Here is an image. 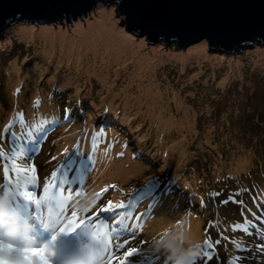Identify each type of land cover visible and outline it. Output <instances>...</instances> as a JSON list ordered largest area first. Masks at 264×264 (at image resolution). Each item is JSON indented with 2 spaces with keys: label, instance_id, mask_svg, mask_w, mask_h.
<instances>
[{
  "label": "rangeland",
  "instance_id": "obj_1",
  "mask_svg": "<svg viewBox=\"0 0 264 264\" xmlns=\"http://www.w3.org/2000/svg\"><path fill=\"white\" fill-rule=\"evenodd\" d=\"M100 4L102 3H97L84 17L86 19L91 16L90 19L83 24L76 23L71 29L53 24L27 23H22L16 28H6L0 35V113L8 112L11 107L10 115L14 112L19 117L18 107L22 112L30 111L33 101L41 96L53 107L55 117L48 121L44 119L45 123L39 121L32 127L29 133L31 134L37 131V126L42 128L50 121H55L64 107L60 108L61 102H69L67 98L71 96L88 93L87 98L92 101L90 106H98L96 109H99L103 99L105 106L108 105L109 96L100 91V84L95 77L99 75L98 72H108L109 76L105 74L103 82L112 84L113 107L119 111H115L112 125H118L123 133L117 137L115 132L114 134L108 130L95 129L96 138L93 145L99 147L105 162L100 160V157H93L91 161L95 166L89 170L94 179L106 183L111 180V184H116L117 191L111 188L112 190L105 192V204L109 201L130 199L137 206L144 199L140 204L144 205L155 192L163 188L165 193L156 198L157 202L153 207L156 220L149 236L155 231L158 236L166 228L181 225L183 234L176 259L181 262L200 255V246L206 238L210 241L220 239L222 243L216 260V264H219L232 245L226 239L233 233L232 224H239L241 216L247 217L246 210L255 215V218H252L254 227L255 221L264 216V209L260 206L261 201L264 202V46L255 43L240 53L224 54L199 42L186 48L150 42L146 45L129 38L124 31L115 27V32L127 37L134 48L122 45L118 34L109 36L111 42L99 40L92 49L86 50L82 34L86 29L92 28L90 26L93 22L107 18L115 26L109 12L97 9ZM96 9L97 12L92 14ZM43 31L51 34L63 33L65 37V41L59 36V39L53 42L54 54L49 58L43 53L50 47L45 41ZM128 34L135 35L131 32ZM136 38L142 37L137 35ZM69 44L74 46L73 52L66 54L64 51ZM139 44L143 45L140 51L136 49ZM194 49L201 50L202 57L191 58L183 67L180 62L170 58L174 54H188ZM85 50L86 58H79L78 55H85ZM148 52L151 57L163 56L167 59L166 56H169L172 63L153 65L149 58L145 61L144 55ZM83 61L89 69H94L95 77L89 76L84 67H79ZM58 76L59 79L70 80V86L60 85L66 91L72 89L65 96L54 93L60 88V82L56 80ZM149 80L160 89V107L157 110H162L165 117L170 116L174 120V125L168 130L163 126L160 128L159 122L154 118L155 114L149 110L154 107L147 104L143 98L137 97V91L132 98L124 93L127 89L132 91V86L135 85H141V90L150 87ZM14 86H21L19 95L15 94ZM136 98L140 100L137 101ZM39 101L44 105V101ZM34 107L38 106L35 104ZM30 115H37V112ZM95 119L93 113L91 119L86 120L87 125ZM119 119L124 125L119 124ZM81 120L82 118H79L78 122L74 121L75 125L71 129H77ZM102 122L103 120L97 121L95 126H100ZM63 129L60 130L61 133ZM19 135L28 136L26 133ZM44 147L40 148L39 156L28 164L23 163V156L21 160L14 161L18 167L28 168L29 173L37 178L39 175L41 179L37 192L42 209L38 214L53 215L52 235L55 237L56 246L70 233L61 231L66 222V214H61L44 197V188L52 185L51 169L54 170L60 160L58 157L53 163L47 162L46 155H50L51 160L56 157V148L49 143L44 144ZM134 149H138L142 156L149 154V157L137 159L131 151ZM32 164L39 171L36 169V172H32ZM117 165L122 166L124 170H130V173L113 180ZM136 165L140 172L132 169ZM89 172L85 173L84 178ZM86 188L87 185H83L82 191L78 192L80 195L74 194L72 198L83 199L82 203L85 204L86 195L100 192L84 191ZM138 191L140 192L136 195ZM49 192L56 193L55 188H51V191L49 189ZM5 193L13 192L6 187ZM256 195L259 201L255 198ZM224 200L230 202L224 204ZM236 200L243 201V204L236 203ZM3 203L5 201L0 204ZM82 212V207H77L73 215ZM164 219H167L168 226L162 228ZM194 222L199 223L196 230ZM43 226L47 224L44 223ZM243 226L240 224L241 228ZM246 238L249 241L256 240L255 236ZM17 243L19 241L13 243L11 252L6 251L5 244H0V264H4L6 259L19 260L20 264H47L45 253H36L33 260H30L33 251ZM145 249V245L141 247V251ZM24 252H30V255L27 259H20V254ZM87 253L88 249L84 247L71 246L70 250H59L57 255L67 257L70 254H79L80 258L75 264H85ZM104 255L96 254L92 260L103 264L101 257ZM176 260L172 264H175ZM252 264H259L258 256Z\"/></svg>",
  "mask_w": 264,
  "mask_h": 264
},
{
  "label": "snow or ice",
  "instance_id": "obj_2",
  "mask_svg": "<svg viewBox=\"0 0 264 264\" xmlns=\"http://www.w3.org/2000/svg\"><path fill=\"white\" fill-rule=\"evenodd\" d=\"M41 0H31V5H35ZM47 4L46 11L56 12L58 11L57 5L59 0H43ZM129 0H112L108 5L100 4L97 9L105 10L111 14V19L113 20L115 27L124 31L129 38L136 40L138 43H144L149 45V37L155 35L156 39L163 45L169 46H180L184 40L196 39L199 43H207L210 48H217L223 45L227 48H234L236 50H243L245 47H250L252 44L259 43L264 46V0H259L261 5L258 12L255 9V0H235L234 7L236 11H231L227 13H211V14H160L149 11H142L141 9L152 7L151 4L145 2V0H136V7L138 11L134 16V21L138 25L135 30L136 35H129L126 29L129 27L130 19L129 15H119L118 9L126 6ZM94 11L92 14L97 12ZM39 19V17H36ZM81 17L79 20L74 19V14L68 10H59V15L56 20L59 23L49 21L54 26L59 25L62 28L71 29L76 23L83 24L87 19ZM32 17L25 13H20L19 19H17V13H12V22L10 27L16 28L18 25L24 23L25 21H31ZM6 17H0V35L3 33L4 21ZM123 25V26H121ZM139 35L142 38L137 39L136 36ZM21 89H16V95L19 94ZM37 106L41 103L39 100L34 102ZM64 117L66 122H71V110L63 109ZM41 123H45L41 120ZM12 125L7 126V130L10 131ZM59 125L53 121L52 130ZM49 129L47 127L40 130V134L31 133L27 137H18L15 133L12 135V149L9 150V162L10 166L5 167L0 165V184H7L12 181L11 173L15 172L17 178H19L18 173L24 171L28 172V168H20L17 163L12 159L16 152L20 149L23 150L25 159L24 164L29 162V153L38 152L41 148V141H44L47 137ZM63 155L65 156L64 161H62L59 174L57 171L52 173V178L57 180L56 185H49V187H58L60 189V194L53 192L49 194V187L44 188V197L47 198V202L55 207L59 201L64 198V193L68 192V199L72 198L73 191L66 188V185L76 184L78 181L83 182L85 173L89 170L90 160L86 159L79 150L70 154L67 148L64 149ZM31 171L36 172L35 165H31ZM71 177L69 178V175ZM58 175H62L64 179H58ZM16 178V179H17ZM25 178H28L25 176ZM35 179V178H34ZM29 189L31 185H26ZM114 187V186H113ZM108 189L104 188L99 193L96 194L97 200L96 205L91 212L87 214L83 219L79 215H72L71 210H69L68 215L72 219H66L64 226L61 228L62 232L74 233L79 229L85 227V223L90 222L92 225H98L100 230L105 234L109 235L114 241H118L113 244V252L117 248L123 252L122 258L119 260V264H129L130 257L141 256V248L133 247L131 240L135 239V228L133 224L130 223L133 213L131 211H125L126 208H134L136 205L129 202L128 205L121 202L114 204L109 201L105 206H101L99 201L103 194L107 192ZM75 195L79 196L80 193L76 192ZM219 195V193H217ZM147 195L145 199H147ZM29 199H32L30 196ZM230 200H224L222 203L227 204ZM238 204H243V201L236 200ZM37 206L41 205V199H35ZM264 209V204L261 205ZM153 210V205L148 206V211L151 213ZM101 213H115L113 221L115 223L111 224L109 227V222L105 227V221L101 218ZM120 218L117 219L116 216ZM141 217L136 216L135 219L139 221ZM241 224L244 225L243 228L240 224L234 223L232 225L233 236H228L226 239L233 243V248L230 251L236 253L235 258H229L228 264H252V261L258 256L259 264H264V216H260L259 220L255 221V227L252 226L251 221H245L241 218ZM131 233V237L128 235ZM255 236V241H249L246 237ZM239 237V239H237ZM55 239V237H53ZM222 241L217 239L215 241H210L205 239L203 244H201V254L195 258L194 264H216L217 257L219 256V246ZM122 245V247H120ZM6 251L11 252L13 249H7ZM35 251H42L37 249ZM215 252V255H214ZM247 253V254H246ZM30 252H24L20 254V259H27ZM142 257V256H141ZM144 264H151V258L142 257ZM4 264H20L19 260H8L6 259ZM107 264H114L113 260H108ZM223 264V260H221Z\"/></svg>",
  "mask_w": 264,
  "mask_h": 264
},
{
  "label": "bare ground",
  "instance_id": "obj_3",
  "mask_svg": "<svg viewBox=\"0 0 264 264\" xmlns=\"http://www.w3.org/2000/svg\"><path fill=\"white\" fill-rule=\"evenodd\" d=\"M79 20V19H77ZM106 22H105V21ZM104 20H100V21H95L91 24L90 27H92L91 29H86V32H84L82 35V39L83 41L86 43V50L88 48L92 49L94 47V44L99 41V40H106L107 42H111L109 38V36H116L118 35L117 32H115V26L111 24V22L108 21V19H104ZM109 22V24H108ZM77 31H78V28H77ZM91 32H95V34L91 33ZM49 34L48 36L46 34ZM31 34V32L29 33ZM28 34V35H29ZM43 34L45 36V41L50 45V47L46 48L45 51H43L44 53V56L46 57H50L51 55H53V50L55 49V47L52 49V46L55 44L53 43L55 40L59 39V36H61V38L63 39V41H65V37H64V34L63 33H58V34H51L50 32L48 31H43ZM120 38H119V41L122 43V45H124L125 47H131V48H134L131 41L129 39H127V37H124L123 35L119 34ZM138 39V38H137ZM61 44V43H60ZM68 48H66V54H71L73 52V48L74 46L72 45H67ZM137 50L140 51L142 50L143 48V45L142 44H139L136 46ZM52 50V51H51ZM85 50V55L84 54H81V55H78L79 58H86V55H87V51ZM198 49H194L192 50L191 52H189L188 54H174L172 56H170V58L176 60L177 62H180V64L183 66L186 65L187 61L190 60L191 58H195V57H202V55L200 54L201 50L197 51ZM143 53V52H141ZM154 50L152 51V54H154ZM78 54V51H76V55ZM193 56V57H192ZM144 58H145V61L150 60V62L153 63V65H163L164 62H170L172 63V60L169 58V56H166L167 59H165L163 56H159V57H151L149 55V52L146 53L144 55ZM200 59V58H197V60ZM198 64H200V62H198ZM82 66L86 69V72L89 76H93L94 74V69H89L87 67V65H85L84 61L81 62L79 64V67ZM99 75L98 76H93L95 77L99 84H100V91L101 92H106L107 95L109 96V99L107 100V103H108V109L113 112L114 111V107H113V98L111 96V88H112V84L110 83H104L103 80L106 78V76L108 77L109 76V73L108 72H105V73H100L98 72ZM106 74V76H105ZM56 80H58L60 82V85L61 87H66V86H70V80H67V79H59V76L56 78ZM149 82L151 83V86L150 87H146L144 89L141 90V85H135V86H132V91L127 89L126 91H124V93L129 97V98H132V97H135V91H137V97L139 98H143L145 100V102L149 105L152 104V106L154 107V109H149L151 112H153L154 115V118L156 121L159 122V126L160 128L162 129V126L167 128V130L169 128H171L173 125H174V120L168 116V117H165L163 114H162V110H157L158 107H160V103H159V100H160V97H161V94H160V89L157 88L155 86V84H153V81L152 80H149ZM113 83V82H112ZM88 94V93H87ZM86 94V95H87ZM50 98L51 96L48 95ZM40 98V97H39ZM38 98V99H39ZM137 101H139L140 99H137ZM103 103H105V99L102 100ZM95 103V102H93ZM83 105H87L86 103H84ZM11 117H13V122L14 123V127H12L10 129L13 130L19 123H20V119L19 117L13 112L11 113ZM43 116H39L38 118L41 120H44L42 118ZM32 119V118H30ZM77 121V120H76ZM17 135V134H16ZM19 136V135H17ZM124 139V137H122V140ZM173 147V146H172ZM171 147V148H172ZM23 155L22 154H19L17 156V158L19 160H21V158ZM104 157V156H103ZM102 157V161L105 162V159H103ZM30 160H32V158L30 157L29 159V162ZM132 169H134V171H139L140 172V169L138 168V165H136L135 167H133ZM130 173V170H124V168L122 166H119L117 165V173L115 175H113L112 179L113 180H116L115 178H120L121 176H126ZM58 179H64V177L62 175H58ZM55 183H57V180L53 179L52 180V185H55ZM89 184L92 185V186H95V180L93 178H89ZM67 186V185H66ZM51 188V187H50ZM246 214H247V217L246 218V221H251L252 220L249 218V215H250V212L246 210ZM253 224V223H252ZM254 227V225H252ZM199 227V223L198 222H194V230L198 229ZM11 235H13L11 233ZM6 239H8L6 236H5ZM93 239H91V235L89 234H85V235H82V237L80 238H77L76 236L74 235H68L63 241L61 242H58V244L54 247V248H49L50 251L55 255L57 254V252L61 249H64V250H70V247L71 246H79V247H85V246H88L90 245L91 241ZM95 247V246H94ZM97 250V248H96ZM99 251V250H98ZM92 252H94V249L92 250ZM103 252L99 253L98 252V255H102ZM104 255V254H103ZM65 257V256H64ZM80 256L79 254H70L69 256L65 257L64 262L65 260L70 263V264H74L75 261L77 259H79ZM54 262L57 263V264H64L63 262L61 261H58L57 257L54 258ZM92 264H98V260H92L91 261ZM91 264V263H90Z\"/></svg>",
  "mask_w": 264,
  "mask_h": 264
},
{
  "label": "water",
  "instance_id": "obj_4",
  "mask_svg": "<svg viewBox=\"0 0 264 264\" xmlns=\"http://www.w3.org/2000/svg\"><path fill=\"white\" fill-rule=\"evenodd\" d=\"M111 2L112 0H59V4L57 5L58 11L53 13L46 11L47 4L44 3L43 0L35 5H31V0H0V17H6L3 33L6 28L11 25L12 13L14 12L17 13V19H19L20 13L22 12L32 17L30 22L25 21L24 23L52 24L49 23V21L59 23V21L56 20V17L59 15V10L71 11L74 14V19L77 20L81 17H86L87 14L97 6V3L109 4ZM145 2L151 4L152 7L141 9L142 11L160 14H211L227 13L237 10L234 7L235 0H145ZM260 7L259 0H255L254 11L258 12ZM117 11L119 15H129L130 24L126 31L136 35L135 30L138 27L134 21V16L138 11L136 0H129V3L126 6L121 7ZM36 17H39V19ZM138 37L141 36L138 35ZM149 42L152 44L160 43L155 35L149 37ZM196 42L199 41L196 39H187L178 47L186 48L190 44ZM203 44L209 47L207 43ZM214 49L218 52H223L224 54L241 52V50H236L234 48L230 49L223 45Z\"/></svg>",
  "mask_w": 264,
  "mask_h": 264
},
{
  "label": "trees",
  "instance_id": "obj_5",
  "mask_svg": "<svg viewBox=\"0 0 264 264\" xmlns=\"http://www.w3.org/2000/svg\"><path fill=\"white\" fill-rule=\"evenodd\" d=\"M57 83H58V82H57ZM57 83H54V84H57ZM18 88L20 89L21 86L15 88V89H18ZM15 89H14V91H15ZM60 90H61V91H66L65 89H62L61 87H60ZM71 90H72V89H70L69 91H71ZM69 91H68V92H69ZM19 94H20V92H19ZM74 97H76L77 99H76L75 101H73V102H70V104H69V102H66V101H62L61 104H60L61 107L64 106L63 109H70V110H71V116H72L71 122H66V121L63 119L64 114H63L62 118H61L59 121H56V122H62V124L59 125V126L67 125V124H68V125H71V124L74 123V121L78 120L79 118H82L79 127L75 130V134L77 135V138H78V136H79V137L84 136V134H85L87 131H91V130L93 129V123H94L95 121H97V120L102 119L104 124H112L113 120H115V118H114V116H115V112H114V111L111 112V111L108 109V105L105 106V103L100 104V108H99V109H96V108H98V106H97L96 108L91 107L90 104L92 103V101H91L90 98H87V95H86V94H83V95H77V96H71V99L74 98ZM81 99H84V101L86 102L87 106H86V105H83V103L78 102V101L81 100ZM115 110H116V109H115ZM3 113H4V112H3ZM3 113H0V117L3 115ZM93 113H94L96 119H95V121H92L89 125H87L86 120L91 119V115H92ZM74 115H75V116H74ZM118 122H119L120 125H124V124H122L123 122H122L121 119H119ZM4 123H5V120L3 119V117H1V118H0V131H1V127L4 125ZM103 123H102V125H103ZM51 126H52V123L50 124V127H51ZM112 127H113V128H116L117 130H120V127H119L118 125H115V124H114ZM5 129H7V126H6ZM78 131H79V134H78ZM35 133H36V132H35ZM77 138H76V140H77ZM3 140H4V137H3V135L0 133V141L3 142ZM76 140H75V141H76ZM11 141H12V137H11ZM59 141H60V142H68V141H72V136L62 137V138L59 139ZM92 147H93V145L90 144V145H89V149L91 150ZM72 149H75V147H74V146H71L70 150H72ZM135 154H137V153H135ZM29 156H30V155H29ZM138 156H139L140 158H147V157H149V154H147V156H142V153H138ZM149 164H151V163H149ZM262 180H264V177L262 178ZM257 199L259 200V198H257ZM95 205H96V200H94V201L92 202L91 206H92V207H95ZM136 216H139V214H138L136 211H134V213H133V217H134V219H135ZM246 218H248V217H246ZM249 218L252 220V218H255V215L252 214V213H250ZM135 220H136V219H135ZM146 220H147V218L145 217V215L142 216V217L139 219V221L136 220V222H137V228H136V230H137L138 232H139V231L145 226V224H146ZM130 221H131V220H130ZM163 225H167V223L163 222ZM171 227H172V226H171ZM175 230H177V227H176V228H173V229H171V230L169 231L170 233L166 235V239H167V238L172 234V232L175 231ZM156 232H157V231H156ZM152 235H154V233H153ZM174 239H175L176 241H178V242L181 241V239L178 237V235H175V236H174ZM169 246H171L170 242L167 244L166 247H169ZM194 261H195V259H194V260L191 259V260H190V264H193Z\"/></svg>",
  "mask_w": 264,
  "mask_h": 264
},
{
  "label": "clouds",
  "instance_id": "obj_6",
  "mask_svg": "<svg viewBox=\"0 0 264 264\" xmlns=\"http://www.w3.org/2000/svg\"><path fill=\"white\" fill-rule=\"evenodd\" d=\"M27 24H33V23H27ZM35 25H40V24H35ZM15 87V86H14ZM42 101H44L47 105H48V107H51V105H50V103H47L45 100H43L42 99ZM60 108H62L61 106H60ZM18 110H19V112H20V115H19V119L20 118H22V117H27V116H29V115H26V112H22L21 110H20V108L18 107ZM20 168H24V167H20ZM39 171V170H38ZM19 175H21V178H22V181L23 180H27V179H29V177H30V173L28 172L27 174H25V172L24 171H21V172H19ZM25 176H27L28 178H25ZM1 185L2 184H0V189H1ZM0 194H1V192H0ZM12 198H10V200H11ZM0 200H1V196H0ZM23 201H24V199L23 198H21V200L20 201H17V203H15V209H24L25 208V206H24V203H23ZM67 206V205H66ZM57 209H63V202H60V204H57L56 206H55ZM41 209H42V207H41ZM41 211V210H40ZM43 212V211H42ZM48 216V215H47ZM49 217V219L51 220V215H49L48 216ZM40 233H42V232H40ZM150 250L148 251H141V255H142V257H148L149 256V254H150ZM42 253H45V258H46V261H47V258L48 257H58L59 255H57V254H53L51 251H48V252H42ZM142 257L140 256V258H139V262L140 261H143V259H142ZM157 261V260H156ZM157 263H158V261H157Z\"/></svg>",
  "mask_w": 264,
  "mask_h": 264
}]
</instances>
